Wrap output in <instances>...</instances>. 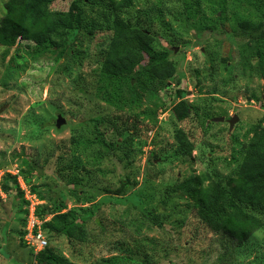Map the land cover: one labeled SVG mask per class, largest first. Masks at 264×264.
Segmentation results:
<instances>
[{
    "label": "rangeland",
    "instance_id": "rangeland-1",
    "mask_svg": "<svg viewBox=\"0 0 264 264\" xmlns=\"http://www.w3.org/2000/svg\"><path fill=\"white\" fill-rule=\"evenodd\" d=\"M6 1L0 168L19 165L34 191L47 196L41 209L64 203L87 232L81 243L46 232L49 246L73 264H264V227L238 244L206 228L193 202L173 191L200 173L226 183L243 160L248 131L264 125L255 38L237 25L262 21L263 31L264 0H134L120 16L151 31L154 48L169 52L177 73L144 94L141 107L124 109L95 95L109 30L74 29L63 45L33 59L22 51L26 41L3 25ZM72 1L57 0L52 9L67 10ZM78 3L99 25L112 11L110 0ZM181 101L192 107L182 122L174 110ZM59 115L66 122L57 127ZM178 129L195 143L189 155L177 151ZM2 189L8 195H0V264H48L21 237L26 204L14 179L7 175Z\"/></svg>",
    "mask_w": 264,
    "mask_h": 264
},
{
    "label": "trees",
    "instance_id": "trees-1",
    "mask_svg": "<svg viewBox=\"0 0 264 264\" xmlns=\"http://www.w3.org/2000/svg\"><path fill=\"white\" fill-rule=\"evenodd\" d=\"M56 1L7 0L3 25L7 31L16 33L22 41H26L22 51L33 59L43 57L49 50L63 45L74 29L84 28L91 34L101 28L109 30L108 43L94 86L95 95L108 105L117 109L141 107L144 94L154 93L177 73L169 52L154 48L155 35L139 21L133 23L129 16H120L133 5L134 0H110L112 11L105 13L101 25L88 20L79 0H73L67 10L52 9ZM237 25L251 30L258 59L254 70L264 78L262 21H242ZM191 109L186 101L175 105L177 120L182 122L190 117ZM143 113L149 118L155 114L152 109L144 110ZM248 133L252 135L243 160L226 183L200 173L190 175L173 186L174 192L181 193L193 202L196 216L206 228L225 234L238 244L264 227V125L258 123ZM175 139L179 143L177 151L180 154L192 153L195 143L183 129L175 132ZM14 182L17 183V180L14 179ZM4 188L9 189L6 184ZM18 190L23 196L20 188ZM39 196L47 198L43 193H39ZM63 207L64 203L56 207L37 208L38 216L52 215L44 222V230L51 235L64 234L78 243L86 241L87 232L82 217L74 209L63 211ZM23 234L24 227L21 237ZM37 259L48 264H73L49 245L37 254ZM168 263L176 264L172 258Z\"/></svg>",
    "mask_w": 264,
    "mask_h": 264
},
{
    "label": "built area",
    "instance_id": "built-area-1",
    "mask_svg": "<svg viewBox=\"0 0 264 264\" xmlns=\"http://www.w3.org/2000/svg\"><path fill=\"white\" fill-rule=\"evenodd\" d=\"M7 175L17 180L15 184L23 192V198L26 200V224L22 239L34 253L38 254L49 245L46 231L43 228V224L48 220V217L38 216L36 212L37 208L44 203V200L32 190L19 165H13L8 169L0 168V195L3 198L8 195L2 189Z\"/></svg>",
    "mask_w": 264,
    "mask_h": 264
},
{
    "label": "water",
    "instance_id": "water-1",
    "mask_svg": "<svg viewBox=\"0 0 264 264\" xmlns=\"http://www.w3.org/2000/svg\"><path fill=\"white\" fill-rule=\"evenodd\" d=\"M239 119L238 115H234L233 117H231L230 119H228L229 123H230V128H232L235 124V122ZM217 120H224V117H219L217 118ZM66 122V120L62 117V115L58 116V119L56 120V125L57 127H60L62 124H64ZM40 172H42V170H40Z\"/></svg>",
    "mask_w": 264,
    "mask_h": 264
}]
</instances>
